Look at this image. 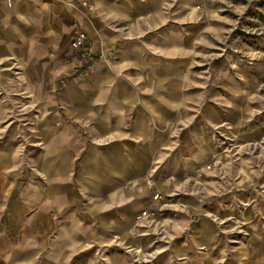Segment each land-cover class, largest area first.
Masks as SVG:
<instances>
[{"label":"rangeland","instance_id":"rangeland-1","mask_svg":"<svg viewBox=\"0 0 264 264\" xmlns=\"http://www.w3.org/2000/svg\"><path fill=\"white\" fill-rule=\"evenodd\" d=\"M63 3L82 12L94 31L119 34L138 61L134 65L142 66L123 68L118 46L99 41L95 50L88 44V50L71 47L74 61L85 66L78 72L74 68L76 73L87 74V66L96 62L112 65L117 75L141 70L160 81L157 90L149 85L148 93L173 103L165 125L170 127L167 144L147 176L156 191L128 229L129 236L144 240L126 242L117 233L112 246L130 264H264V0ZM70 22L74 25L75 18ZM14 75L0 84L9 112L0 148L13 142L20 166L35 172L30 158L43 149L37 128L45 85L26 83L19 69ZM210 149L211 161L198 163ZM187 159L196 165L183 170ZM155 178L165 187L155 188ZM211 212L228 220L218 224ZM159 247L166 249L160 253ZM134 250L145 258L151 251L158 255L145 262L136 259ZM106 252V245L98 247L100 262L106 261Z\"/></svg>","mask_w":264,"mask_h":264},{"label":"crops","instance_id":"crops-1","mask_svg":"<svg viewBox=\"0 0 264 264\" xmlns=\"http://www.w3.org/2000/svg\"><path fill=\"white\" fill-rule=\"evenodd\" d=\"M63 1L0 0V84L15 79L19 69L26 83L45 85L37 128L43 149L30 158L35 172L20 166L13 142L0 148V264H130L112 244L117 233L126 242L144 240L128 229L156 191L147 176L167 144L173 103L148 93L160 81L141 70L117 75L112 65L96 62L87 74L76 73L85 67L74 61L71 48L79 33L92 50L99 41L118 46L123 68L142 66L134 65L138 61L119 34L94 31L82 12ZM8 113L0 97V131ZM212 153L198 163H209ZM195 165L187 159L183 170ZM155 181V188L165 187ZM101 245L107 246L104 262Z\"/></svg>","mask_w":264,"mask_h":264},{"label":"built area","instance_id":"built-area-1","mask_svg":"<svg viewBox=\"0 0 264 264\" xmlns=\"http://www.w3.org/2000/svg\"><path fill=\"white\" fill-rule=\"evenodd\" d=\"M71 47L75 50H88L87 49V41L84 34L79 33L74 37V39L71 41ZM142 216H146V211H142ZM137 260H143L145 262H150L153 257L145 258L144 255H142L139 251H135L133 253ZM149 260V261H146Z\"/></svg>","mask_w":264,"mask_h":264},{"label":"bare ground","instance_id":"bare-ground-1","mask_svg":"<svg viewBox=\"0 0 264 264\" xmlns=\"http://www.w3.org/2000/svg\"><path fill=\"white\" fill-rule=\"evenodd\" d=\"M120 31H122L123 30V28H120L119 29ZM128 35V34H127ZM109 138V139H108ZM107 138V140H112V138L111 137H108ZM98 142L99 143H105V141L104 140H98ZM262 157V156H261ZM196 185L198 184L199 185V183L197 182V183H195ZM194 184V185H195ZM197 187V186H196ZM197 192H199V191H196L195 193H197ZM200 193V192H199ZM216 213V212H215ZM215 213H213V212H211V213H208V215L212 218V220H214V222H216V223H218V224H223V223H225L227 220H228V218H225V219H222L221 217H220V215L218 216L217 214H215ZM224 217V216H223ZM135 251H138V250H135ZM158 251V250H157ZM157 251H151V252H149V253H147L146 255L147 256H149V257H156L157 255H158V252ZM146 261H149V260H146ZM150 261H152V260H150Z\"/></svg>","mask_w":264,"mask_h":264}]
</instances>
